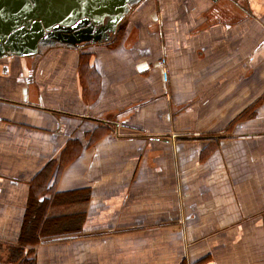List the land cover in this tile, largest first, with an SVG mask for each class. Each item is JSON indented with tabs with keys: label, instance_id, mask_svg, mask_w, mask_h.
<instances>
[{
	"label": "crops",
	"instance_id": "crops-1",
	"mask_svg": "<svg viewBox=\"0 0 264 264\" xmlns=\"http://www.w3.org/2000/svg\"><path fill=\"white\" fill-rule=\"evenodd\" d=\"M50 169L73 227L29 243ZM24 258L264 264V0H135L110 40L0 58V264Z\"/></svg>",
	"mask_w": 264,
	"mask_h": 264
},
{
	"label": "water",
	"instance_id": "water-1",
	"mask_svg": "<svg viewBox=\"0 0 264 264\" xmlns=\"http://www.w3.org/2000/svg\"><path fill=\"white\" fill-rule=\"evenodd\" d=\"M16 1L0 0V4L5 6V11H33L31 0L25 8L19 0L16 8ZM133 1L135 0H36L34 10L47 14L0 13V58L10 49L18 55L38 53L39 37L53 24L73 25V29L77 30L79 36L67 42L69 46L82 42L106 41L118 30ZM8 44L12 45L10 49L5 47Z\"/></svg>",
	"mask_w": 264,
	"mask_h": 264
},
{
	"label": "trees",
	"instance_id": "trees-1",
	"mask_svg": "<svg viewBox=\"0 0 264 264\" xmlns=\"http://www.w3.org/2000/svg\"><path fill=\"white\" fill-rule=\"evenodd\" d=\"M89 60H84L82 62V68H92V64L90 66ZM65 165V164H64ZM63 164L60 165L64 167ZM60 172V170H59ZM58 172V174H59ZM51 169L47 171H40L34 179L32 195L30 197L29 210H27L26 219L24 223V231H23V241L29 243H35L38 241L39 236L42 237H53L55 233H59L56 235H64L69 231V228H72V221L70 218L72 216H66L65 219H53L50 217L51 210L49 209L51 206H55L56 203V195L54 194V198L51 200L53 196L47 197L52 189L53 185H50L51 180ZM36 193V195H35ZM49 193V194H48ZM73 192H63L57 195L58 198L63 197H71ZM40 202H43L40 204ZM77 218V217H76ZM60 229L59 232L51 233L52 230ZM47 232L48 233L47 235ZM22 261H29L34 264L33 259L24 258Z\"/></svg>",
	"mask_w": 264,
	"mask_h": 264
},
{
	"label": "flooded vegetation",
	"instance_id": "flooded-vegetation-1",
	"mask_svg": "<svg viewBox=\"0 0 264 264\" xmlns=\"http://www.w3.org/2000/svg\"><path fill=\"white\" fill-rule=\"evenodd\" d=\"M21 2V5H23V7L25 8L28 1L29 0H19ZM32 1V9L33 11H28V10H24L22 12V10L19 11H15L13 9L5 11V6L0 4V13L1 14H47L45 12L40 13L37 10H34L35 7V2L36 0H31ZM38 2V1H37ZM17 3L18 0L16 1V8H17ZM10 7V5H9ZM47 24H50V21H47ZM100 26V25H98ZM121 26V24L119 25ZM83 28V27H81ZM77 30L73 29V25L71 26H63V25H58V24H53L51 25L48 29H46L44 31V33L39 37V45H38V51H42L43 49H46L49 46H53V45H57V44H69L67 42L77 38L79 35H77ZM112 37V36H111ZM16 39V38H14ZM110 40V39H109ZM23 42V41H22ZM86 43H90V42H82L78 45L75 46H82L85 45ZM12 45H5V47L7 48H11ZM11 49L8 51H5V53H10Z\"/></svg>",
	"mask_w": 264,
	"mask_h": 264
},
{
	"label": "built area",
	"instance_id": "built-area-1",
	"mask_svg": "<svg viewBox=\"0 0 264 264\" xmlns=\"http://www.w3.org/2000/svg\"><path fill=\"white\" fill-rule=\"evenodd\" d=\"M159 65H160L162 68H164L165 71H166V66H165V61H164V60H161V61L159 62Z\"/></svg>",
	"mask_w": 264,
	"mask_h": 264
}]
</instances>
